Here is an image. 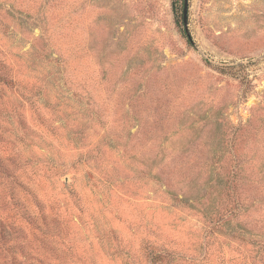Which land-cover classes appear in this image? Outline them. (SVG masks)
Wrapping results in <instances>:
<instances>
[{
  "label": "rangeland",
  "instance_id": "obj_1",
  "mask_svg": "<svg viewBox=\"0 0 264 264\" xmlns=\"http://www.w3.org/2000/svg\"><path fill=\"white\" fill-rule=\"evenodd\" d=\"M172 1L0 0V264H264V0Z\"/></svg>",
  "mask_w": 264,
  "mask_h": 264
},
{
  "label": "trees",
  "instance_id": "obj_2",
  "mask_svg": "<svg viewBox=\"0 0 264 264\" xmlns=\"http://www.w3.org/2000/svg\"><path fill=\"white\" fill-rule=\"evenodd\" d=\"M172 8L176 23L178 24L179 28L181 29L182 33L184 34L185 38L188 42H191V36L187 34L186 29L184 27V20H183V8H184V0H173L172 1Z\"/></svg>",
  "mask_w": 264,
  "mask_h": 264
},
{
  "label": "water",
  "instance_id": "obj_3",
  "mask_svg": "<svg viewBox=\"0 0 264 264\" xmlns=\"http://www.w3.org/2000/svg\"><path fill=\"white\" fill-rule=\"evenodd\" d=\"M188 11H189V0H184L183 20H184V26H185L187 34H189V30H188ZM224 65H234V64H224Z\"/></svg>",
  "mask_w": 264,
  "mask_h": 264
}]
</instances>
